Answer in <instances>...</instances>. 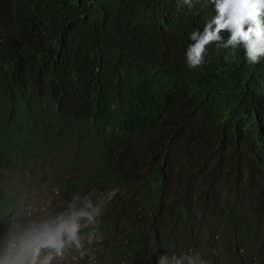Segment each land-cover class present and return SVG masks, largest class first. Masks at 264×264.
Here are the masks:
<instances>
[{
	"label": "trees",
	"instance_id": "obj_1",
	"mask_svg": "<svg viewBox=\"0 0 264 264\" xmlns=\"http://www.w3.org/2000/svg\"><path fill=\"white\" fill-rule=\"evenodd\" d=\"M186 7L0 0V233L41 215L35 192L63 210L118 188L109 264H264V87L223 60L191 77Z\"/></svg>",
	"mask_w": 264,
	"mask_h": 264
},
{
	"label": "clouds",
	"instance_id": "obj_2",
	"mask_svg": "<svg viewBox=\"0 0 264 264\" xmlns=\"http://www.w3.org/2000/svg\"><path fill=\"white\" fill-rule=\"evenodd\" d=\"M153 2L161 3V8L167 12L187 6L184 10H188V16L195 21L185 53L194 80L206 79L218 60H223L240 65L259 78L264 87V0ZM117 192L118 188L109 190L95 203L90 198L91 193L83 198L75 196L66 202L63 210L48 206L36 218L29 214L26 225L13 220L8 232L0 233V237H9L0 253V264H61L72 253L83 258L90 253L94 242L101 239L98 232L101 217L107 202ZM27 198L22 196L21 203ZM157 264L204 262L197 252L180 257L164 254Z\"/></svg>",
	"mask_w": 264,
	"mask_h": 264
},
{
	"label": "rangeland",
	"instance_id": "obj_3",
	"mask_svg": "<svg viewBox=\"0 0 264 264\" xmlns=\"http://www.w3.org/2000/svg\"><path fill=\"white\" fill-rule=\"evenodd\" d=\"M39 194L37 192L32 194V203L36 205L37 207L41 208V214L43 213V210L46 209L48 206H52L55 208V200L56 198L49 196L46 192L42 194L40 197V201H38L37 196ZM58 204V202H57ZM99 247L98 245H93L91 247V251L89 254L85 255L83 258H80L77 253L70 254L67 259L61 264H109V260L107 257L106 252L98 253ZM99 259H103L102 261H98Z\"/></svg>",
	"mask_w": 264,
	"mask_h": 264
}]
</instances>
